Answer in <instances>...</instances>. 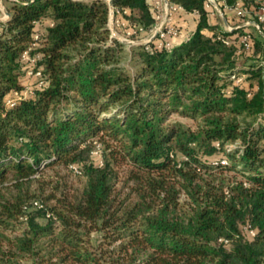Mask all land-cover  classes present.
Instances as JSON below:
<instances>
[{
    "label": "trees",
    "instance_id": "16d2710c",
    "mask_svg": "<svg viewBox=\"0 0 264 264\" xmlns=\"http://www.w3.org/2000/svg\"><path fill=\"white\" fill-rule=\"evenodd\" d=\"M2 1L0 187L71 165L85 183L45 208L0 199V264H264V0H216L255 35L212 22L206 0H168L194 30L131 48L132 70L107 0ZM110 2L129 29L154 27L155 0ZM35 34L43 85L8 107Z\"/></svg>",
    "mask_w": 264,
    "mask_h": 264
},
{
    "label": "rangeland",
    "instance_id": "374dc122",
    "mask_svg": "<svg viewBox=\"0 0 264 264\" xmlns=\"http://www.w3.org/2000/svg\"><path fill=\"white\" fill-rule=\"evenodd\" d=\"M3 10H6L5 4L2 2ZM211 7L208 6L210 10ZM210 12V20L213 22H217L222 28V18H228L231 20L232 24L230 26L231 31L238 27H247L245 33L256 34V31L259 29L256 25L252 24L251 17L247 15V13L242 12L239 14L240 8L233 9L230 12L229 9H226V14L224 11L216 4V6H212ZM220 10V11H217ZM233 13V17L232 14ZM244 16V17H243ZM157 17V14H156ZM110 18V17H109ZM115 18L112 17V22H109V29L113 35V38L125 44V50L128 53V57L123 59V64L129 69L133 68V60L130 56L131 48L137 46L136 42H145L148 40L150 36V32L144 31H136L135 29H129L124 22L118 25L115 23ZM161 20L156 19V25H159ZM196 20L193 16L188 15L185 16L183 14L173 15L171 18L170 26L173 27L177 31V35L175 37H171L172 42H177L180 38H187L192 31L194 30ZM240 24V25H237ZM39 80L36 77H25L23 79L24 87L26 88H35L38 85ZM170 123L177 122L181 126L185 128L194 129L195 124L193 121L178 116L177 114H172L169 120ZM233 147V146H227ZM93 162L98 164L101 160L99 155L100 148H97L94 151ZM179 158H181L179 156ZM85 183V178L81 175H76L71 172L70 169H66L63 166H55L54 168L44 169L42 173L38 174L32 181L23 184L21 188H16L12 183L8 182L5 185L0 187V199H10L14 200V198H22L25 203L26 208L28 210H32L34 208L33 204L35 202H39L43 205V208L47 205H53L55 203L54 199L47 200L50 195H55V197L59 198L62 194L72 195L73 193H77L81 190ZM182 199V198H181ZM37 221L43 223L44 219L39 217ZM94 237V236H93ZM95 238V237H94Z\"/></svg>",
    "mask_w": 264,
    "mask_h": 264
},
{
    "label": "built area",
    "instance_id": "2783aa9c",
    "mask_svg": "<svg viewBox=\"0 0 264 264\" xmlns=\"http://www.w3.org/2000/svg\"><path fill=\"white\" fill-rule=\"evenodd\" d=\"M2 0H0V21L1 22H5L8 19V15H6L7 10H3L2 8ZM207 4L206 6H216V0H206ZM155 8H156V14L157 17L156 19H160V23L159 25H156L155 27H153L150 30V36L148 37V40H146L145 42H136L137 45L139 44H146L150 41H152L154 38L158 37V44L157 47L158 48H171V44L168 41V38L170 37H175L177 35V31L170 26V22H171V18L173 17L174 14L178 13L181 11V8L176 6V5H171L169 4L168 0H155ZM235 9H238V7H236ZM220 11V10H218ZM260 16H259V20L263 21L264 19V5L262 6V8L260 9ZM239 14L242 13V11L240 10L238 12ZM116 14H119L118 12ZM115 18V12L113 10V15ZM115 23L118 25L122 24V21L118 18H115ZM254 24V23H252ZM226 31H230L231 28L229 27L228 29H225ZM112 34V33H111ZM111 37L113 38V35H111ZM38 35L35 34L33 36V42L30 44V46L27 48L26 51H24L21 55V59L27 63L28 68L26 69V76L30 77H36L39 82H38V87H41L43 85V81L41 80V72L39 70H35L34 66L36 64V61L38 60L39 56L38 55H31L30 51L32 49H34L36 47V43L38 41ZM247 38L244 37L243 38V42H245L246 44ZM247 46V45H246ZM241 77H237L235 75L231 76V80L234 81L235 84H239L241 82ZM227 94L230 93V90L226 91ZM33 94V89L31 88H25L21 93H13L10 97H8L5 100V104L8 107H13L15 102L17 100H19L20 98H27L28 96H31ZM69 169L71 170V172L73 174L79 175L80 171L78 170V168L76 166H69ZM35 205L37 206V203H35ZM38 208H41V206L39 205ZM246 231L248 232L250 237H254L255 236V232L251 229V228H246Z\"/></svg>",
    "mask_w": 264,
    "mask_h": 264
},
{
    "label": "water",
    "instance_id": "95a60500",
    "mask_svg": "<svg viewBox=\"0 0 264 264\" xmlns=\"http://www.w3.org/2000/svg\"><path fill=\"white\" fill-rule=\"evenodd\" d=\"M107 2H108V5H109V22L111 23L112 22V15H113V6H112V3L110 2V0H107ZM6 15H8V13L6 12ZM9 16V15H8ZM225 25H226V28L228 29L229 28V26H228V24L225 22ZM254 25H256V24H254ZM260 32V34L264 37V33H262L261 31H259Z\"/></svg>",
    "mask_w": 264,
    "mask_h": 264
},
{
    "label": "crops",
    "instance_id": "0c3cea01",
    "mask_svg": "<svg viewBox=\"0 0 264 264\" xmlns=\"http://www.w3.org/2000/svg\"><path fill=\"white\" fill-rule=\"evenodd\" d=\"M239 8V6H238ZM218 11V10H217ZM232 12V11H231ZM222 24H223V28L226 29V25H225V22L227 23L226 19L225 18H222ZM228 24V23H227ZM229 26V25H228ZM230 27V26H229Z\"/></svg>",
    "mask_w": 264,
    "mask_h": 264
}]
</instances>
